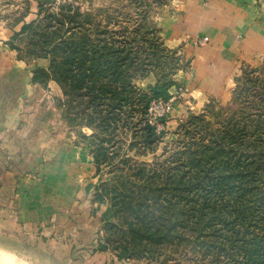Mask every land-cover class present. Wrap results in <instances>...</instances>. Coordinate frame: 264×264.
<instances>
[{
	"label": "rangeland",
	"instance_id": "1",
	"mask_svg": "<svg viewBox=\"0 0 264 264\" xmlns=\"http://www.w3.org/2000/svg\"><path fill=\"white\" fill-rule=\"evenodd\" d=\"M232 1L264 26V0ZM188 4L0 0V76L11 74L7 86L26 145L40 148L38 140L46 139L50 148L67 142L90 148L93 134L103 142L90 192L100 228L88 248L110 254L108 264H264V57L244 65L224 97L196 100L185 84L195 39L185 25L178 33ZM106 45L127 52L128 84L148 95L156 84L171 86L170 106L157 101L150 110L160 100L154 99L145 113L147 100L130 93L120 127L107 129L103 122L111 117L98 112L108 105L92 107L89 95L42 74L48 54L65 60L72 47L94 49L105 63ZM97 81L103 89L112 83L107 75ZM92 112L94 129L84 124ZM148 123L159 134L155 142ZM13 247L0 241V264H31L34 256Z\"/></svg>",
	"mask_w": 264,
	"mask_h": 264
},
{
	"label": "crops",
	"instance_id": "2",
	"mask_svg": "<svg viewBox=\"0 0 264 264\" xmlns=\"http://www.w3.org/2000/svg\"><path fill=\"white\" fill-rule=\"evenodd\" d=\"M188 2L178 33L186 28L191 39L203 41L199 47L192 40L188 48L194 70L185 84L196 100L224 97L240 69L264 57V26L232 0ZM10 77L0 76V241L34 256L31 264H53L54 258L108 264L110 254L89 249L101 215L90 195L97 183L91 149L69 142L50 148L46 139L29 148L7 86Z\"/></svg>",
	"mask_w": 264,
	"mask_h": 264
},
{
	"label": "trees",
	"instance_id": "3",
	"mask_svg": "<svg viewBox=\"0 0 264 264\" xmlns=\"http://www.w3.org/2000/svg\"><path fill=\"white\" fill-rule=\"evenodd\" d=\"M25 27L27 28V26ZM103 50L107 52L104 57L111 58L110 60H106L105 63H102L100 59L97 58V53L94 49L87 50L85 48L81 50L72 47V49L69 50L70 52L64 51L63 55L65 54L67 57L65 60L57 59L48 54L47 56L50 59L49 68L47 72H45V69H42V74L49 73V75H51L61 86L67 88L68 91H73L74 93H79L82 95H89V98L86 101L84 99L85 97L82 96L80 98L88 104L91 102L93 104H90L92 107L96 103H99L98 108H103V106L108 105V109L105 108L104 113H102L104 109H102V111L98 109L100 111L98 113L102 117H111V120L103 122L105 128L107 129H109V127L111 128V126L113 129L120 127L121 121L119 120V116L121 115V109L126 108V102L124 100L128 98V94L130 93L133 94L134 98L135 96H139V98L141 97L142 99L147 100L146 104H142L143 111L145 113H147V109L152 100H168L170 98L171 86L162 87L161 85L156 84L149 88L152 94L148 95L139 90L131 82L128 84L125 77V69L130 65V62H128L126 58L127 52L123 50V53H117V50L111 45L104 46ZM54 52L57 54V49ZM102 75H107L108 80H112V83H110L109 86L105 87L104 89L101 87L98 88L99 82L97 81V78ZM37 79L38 78H35L36 81ZM69 79L71 85H65V81L68 82ZM68 91L66 90L67 93ZM70 97L72 96L70 95ZM107 98H109L108 101ZM89 119L90 120L84 124L94 129L95 126L93 121L96 120V118H94L93 112L90 114ZM147 128L149 130L150 142H155L159 137V134L156 132L157 129L150 123L147 124ZM88 138L92 143H90V148L93 151L95 164L98 165L100 157L99 152L105 149L103 142H97V137L95 134ZM181 182L183 183V181ZM128 204L131 205L132 211H135V209L133 210L132 206L133 202L129 201ZM147 217L145 216L143 219H146ZM145 223L147 225V222Z\"/></svg>",
	"mask_w": 264,
	"mask_h": 264
},
{
	"label": "built area",
	"instance_id": "4",
	"mask_svg": "<svg viewBox=\"0 0 264 264\" xmlns=\"http://www.w3.org/2000/svg\"><path fill=\"white\" fill-rule=\"evenodd\" d=\"M161 100V101H160ZM160 100H156V101H154L152 104H151V108H150V110H153V105L155 104V102H157V101H159V104H161V103H166L165 105L166 106H170V101H171V99L170 100H162V99H160ZM153 123V122H152Z\"/></svg>",
	"mask_w": 264,
	"mask_h": 264
},
{
	"label": "bare ground",
	"instance_id": "5",
	"mask_svg": "<svg viewBox=\"0 0 264 264\" xmlns=\"http://www.w3.org/2000/svg\"><path fill=\"white\" fill-rule=\"evenodd\" d=\"M4 251V250H3ZM1 253V252H0ZM10 254V253H9ZM11 255V254H10ZM14 257V256H13ZM11 258V257H10Z\"/></svg>",
	"mask_w": 264,
	"mask_h": 264
}]
</instances>
